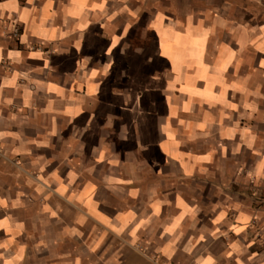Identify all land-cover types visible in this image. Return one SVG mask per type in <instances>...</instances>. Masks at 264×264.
Returning <instances> with one entry per match:
<instances>
[{"label":"crops","instance_id":"0c3cea01","mask_svg":"<svg viewBox=\"0 0 264 264\" xmlns=\"http://www.w3.org/2000/svg\"><path fill=\"white\" fill-rule=\"evenodd\" d=\"M0 264H264V0H0Z\"/></svg>","mask_w":264,"mask_h":264}]
</instances>
